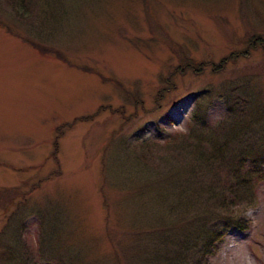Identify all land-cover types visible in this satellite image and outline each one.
<instances>
[{
	"label": "rangeland",
	"instance_id": "374dc122",
	"mask_svg": "<svg viewBox=\"0 0 264 264\" xmlns=\"http://www.w3.org/2000/svg\"><path fill=\"white\" fill-rule=\"evenodd\" d=\"M35 1L53 9L25 22L0 0V264H142L153 230L198 226L153 205L146 146L195 107L226 121L225 96L264 124V0ZM257 195L259 223L227 233L264 264Z\"/></svg>",
	"mask_w": 264,
	"mask_h": 264
},
{
	"label": "trees",
	"instance_id": "16d2710c",
	"mask_svg": "<svg viewBox=\"0 0 264 264\" xmlns=\"http://www.w3.org/2000/svg\"><path fill=\"white\" fill-rule=\"evenodd\" d=\"M5 4L14 17L25 22L36 6L42 18L53 9L50 5L48 10L41 9L35 0H5ZM23 41L45 51L38 43ZM231 99L225 96L226 121L209 123L201 108L195 107L189 131L165 139L161 147L146 146L143 159H149L152 167L141 162L149 168L148 180L166 176L164 181L169 182L160 199L155 198L158 204L153 205L165 210L167 216H186L191 221L184 223L198 226L194 232L177 224L153 230L149 235L157 240L149 258L141 259L142 264H207L220 237L230 229H246L247 219L236 215L235 205L258 204L257 192L264 185V124L257 119L252 101H235L232 107ZM154 153H162L165 160L154 157ZM167 174H176L175 179ZM38 245L41 248L40 239ZM58 264L65 263L60 260Z\"/></svg>",
	"mask_w": 264,
	"mask_h": 264
},
{
	"label": "clouds",
	"instance_id": "9594fccd",
	"mask_svg": "<svg viewBox=\"0 0 264 264\" xmlns=\"http://www.w3.org/2000/svg\"><path fill=\"white\" fill-rule=\"evenodd\" d=\"M183 131L187 132V129ZM235 211L237 216L250 220L253 225L258 224L261 219L258 210L246 202L235 205ZM250 240L251 234L248 239H240L225 233L218 240L215 249L208 255L207 264H258L260 252L250 247Z\"/></svg>",
	"mask_w": 264,
	"mask_h": 264
}]
</instances>
